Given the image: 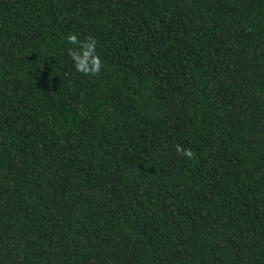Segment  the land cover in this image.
Listing matches in <instances>:
<instances>
[{
  "label": "trees",
  "instance_id": "obj_1",
  "mask_svg": "<svg viewBox=\"0 0 264 264\" xmlns=\"http://www.w3.org/2000/svg\"><path fill=\"white\" fill-rule=\"evenodd\" d=\"M0 264H264V0H0Z\"/></svg>",
  "mask_w": 264,
  "mask_h": 264
},
{
  "label": "clouds",
  "instance_id": "obj_2",
  "mask_svg": "<svg viewBox=\"0 0 264 264\" xmlns=\"http://www.w3.org/2000/svg\"><path fill=\"white\" fill-rule=\"evenodd\" d=\"M78 36L77 32L67 31L62 37V40L69 45L65 48L66 55L77 72L87 76L94 75L101 70L103 63L97 51V39L90 34L83 39H78ZM175 151L186 158L193 155L190 148L180 143L175 144Z\"/></svg>",
  "mask_w": 264,
  "mask_h": 264
}]
</instances>
